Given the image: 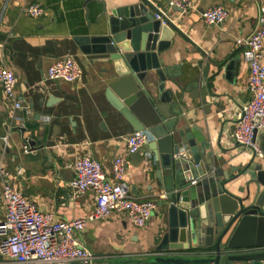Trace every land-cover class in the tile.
<instances>
[{
  "label": "crops",
  "instance_id": "1",
  "mask_svg": "<svg viewBox=\"0 0 264 264\" xmlns=\"http://www.w3.org/2000/svg\"><path fill=\"white\" fill-rule=\"evenodd\" d=\"M98 1L109 11L139 3ZM149 1L158 11H165L178 30L160 58L173 75L165 89L174 94L189 126L196 128L192 135L202 154L196 169L186 175L200 178L195 188L234 178L228 189L244 196L248 177L238 176L253 154L238 147L232 133L238 109L251 98L247 90L250 73L236 41L257 28L264 0H197L195 9L184 15L170 10L163 0ZM31 4L42 5L45 14L38 19L28 17L24 8ZM216 5L228 9L229 19L223 25L208 26L202 13ZM103 9V4L86 0H0V64L15 72L17 96L31 108L30 115L14 110L0 85V163L16 190L65 221L85 219L95 209L93 192L71 198L72 164L78 155L98 160L109 178L114 159L123 157L129 169L124 185L136 199L155 200L158 205L166 197L158 186L156 170L148 163L150 154L140 162L126 151L125 140L135 130L107 99V85L114 79L111 66L91 64L74 41L98 33ZM69 55L81 65L83 79L70 84L48 80L49 67ZM201 60L238 61V65L216 74L211 63L205 80ZM52 97L56 100L48 105ZM257 140L264 149V132ZM26 144L32 154L24 153ZM2 187L0 180V220L6 211ZM167 230V213L159 206L145 228L136 227L125 215L113 214L108 220L88 224L76 237L98 264H121L155 253ZM6 263L1 257L0 264Z\"/></svg>",
  "mask_w": 264,
  "mask_h": 264
},
{
  "label": "water",
  "instance_id": "2",
  "mask_svg": "<svg viewBox=\"0 0 264 264\" xmlns=\"http://www.w3.org/2000/svg\"><path fill=\"white\" fill-rule=\"evenodd\" d=\"M90 1L104 5L99 18L103 23L97 34L74 41L91 64L111 66L114 79L107 85V99L135 131L150 134L144 152L131 156L145 162L150 154L148 163L166 193L158 206L167 213L168 230L155 253L121 264H264V156L258 162L253 156L238 176L248 177L244 196L228 189L234 178L200 188L190 185L186 173L194 171L202 157L192 135L196 128L179 112L172 91L165 89L173 75L160 58L177 28L156 20L158 10L149 0L111 11L98 0ZM211 63L216 74L238 65ZM211 63L199 61L205 64V80Z\"/></svg>",
  "mask_w": 264,
  "mask_h": 264
},
{
  "label": "built area",
  "instance_id": "3",
  "mask_svg": "<svg viewBox=\"0 0 264 264\" xmlns=\"http://www.w3.org/2000/svg\"><path fill=\"white\" fill-rule=\"evenodd\" d=\"M170 10H178L181 15L194 10L197 0H163ZM257 28L247 37L237 39V47L243 48L242 55L249 67L247 90L251 98L238 109L232 133L236 145L250 151L255 157H263V150L257 140L264 132V8ZM28 17L41 18L45 8L31 4L24 8ZM229 11L223 5H216L202 13L208 26L223 25L229 18ZM156 20L166 25L170 20L159 10ZM83 70L71 55L54 62L47 71L48 80H60L68 84L80 82ZM18 80L13 70L0 64V85L5 98L13 104L14 110L30 115L31 108L18 98ZM50 120V118H47ZM150 141L148 132L134 131L128 135L126 151L129 155L138 154ZM25 154H32L28 144ZM181 156H186L184 152ZM75 172L69 184L71 198L77 200L87 192L94 193V211L85 219L65 221L51 212L40 209L22 191L16 190L8 181L9 173L0 163V180L3 182L2 200L5 216L0 220V258L6 264H98L96 257L80 244L78 234L88 224L105 221L113 214L125 215L138 228H145L159 206L155 200H138L124 185L128 174L127 162L116 157L111 166L112 178L103 170L101 163L88 156L78 155L72 164ZM18 174H22L20 170ZM190 185L195 186L200 178L190 176Z\"/></svg>",
  "mask_w": 264,
  "mask_h": 264
}]
</instances>
